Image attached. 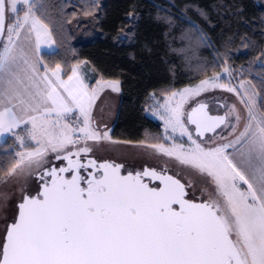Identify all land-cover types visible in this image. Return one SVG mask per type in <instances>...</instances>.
Wrapping results in <instances>:
<instances>
[{
    "label": "snow or ice",
    "instance_id": "1",
    "mask_svg": "<svg viewBox=\"0 0 264 264\" xmlns=\"http://www.w3.org/2000/svg\"><path fill=\"white\" fill-rule=\"evenodd\" d=\"M46 10L45 0H0V140L14 137L19 145L0 153V183H27L33 175L42 181L34 195L22 188L18 211L5 218L0 264H264L258 93L243 80L233 86L227 65L222 74L171 91L152 112L164 122V135L140 144L145 157L171 158L181 167L172 173L165 161L163 169L123 174V163L88 159L89 141L111 140L96 126L93 108L104 88L119 91V81L90 88L78 65L64 79L61 64L45 63L42 46L55 43ZM173 20L164 23L171 28ZM189 30L187 39L206 46L197 25L189 22ZM213 89L233 93L240 106L221 103L223 115L200 101L185 107Z\"/></svg>",
    "mask_w": 264,
    "mask_h": 264
},
{
    "label": "trees",
    "instance_id": "2",
    "mask_svg": "<svg viewBox=\"0 0 264 264\" xmlns=\"http://www.w3.org/2000/svg\"><path fill=\"white\" fill-rule=\"evenodd\" d=\"M45 3V22L56 45L54 51L42 53L45 63L53 68L61 64L67 78L73 66L87 62L95 80L120 82L121 99L110 134L114 140L156 142L163 130L146 114L152 94L162 97L195 85L223 72L225 65L232 69L233 80L254 85L264 111V0ZM168 16L174 17L171 28L164 23ZM189 22L206 34V46L187 39L194 35ZM127 32L132 35L125 37ZM11 148L13 138L0 142V153Z\"/></svg>",
    "mask_w": 264,
    "mask_h": 264
},
{
    "label": "rangeland",
    "instance_id": "3",
    "mask_svg": "<svg viewBox=\"0 0 264 264\" xmlns=\"http://www.w3.org/2000/svg\"><path fill=\"white\" fill-rule=\"evenodd\" d=\"M263 5V4H262ZM21 9H23V5H18ZM11 15V14H10ZM20 16H23V11H20ZM56 49L55 43L49 48L47 45L42 46L43 52H52ZM80 68V75L84 78L85 82L90 86V88H95L97 86V81L103 80H95V74L93 70L90 68L87 62H83L78 64ZM43 67V65H41ZM223 72H221L222 74ZM225 80L229 79L227 75H225ZM105 81H117V80H105ZM93 82V83H92ZM241 81H235L232 79L233 86L239 88ZM245 86L249 89L251 93H257L253 84L249 81L244 80ZM92 83V84H91ZM200 83V82H199ZM197 83V84H199ZM195 84V85H197ZM194 86V85H192ZM191 87V86H186ZM177 89L175 91H181L184 88ZM171 94V93H170ZM167 94L165 96H156L152 94L150 107L147 108L146 114L150 118L158 121L162 125L163 135H164V122L158 119L156 116H153L152 112L154 108L159 107L160 104H163L166 96H170ZM121 99V88L119 82V91H113L111 88H104L102 92H100L99 97L96 101V104L93 108V118L96 122V126L100 129L101 132L107 131L111 138V130L113 124L117 117L118 107ZM255 100L259 107V95H255ZM204 102L208 105V109L212 114H223L225 109L220 107L221 103L233 104L235 103L237 106H240V102L236 95L233 93L225 92L220 89H213L206 92H202L200 96L195 99L189 100L185 105L186 108H191L196 106L197 102ZM189 127H192L191 125ZM178 136V134H177ZM14 139V137H11ZM187 138L185 137V140ZM2 140H0L1 142ZM112 141H118L111 138L108 141H89L88 143L93 146V151L88 153V156L96 161L101 160L102 162H106L104 160H113L116 163H125L126 167H136V166H153L159 169H163L165 165V161L167 162V166L172 170V173L179 167L178 162L174 159L163 157V156H153L151 158H147L144 156V153L148 151L143 148L140 143H130L120 141V143H113ZM15 143V140H14ZM30 144L31 141H28ZM19 145L15 143V149H18ZM53 163H60L63 160H55L52 157ZM37 187V176L33 175L28 178L27 183L23 179L19 181V183H0V233L3 231L4 220L7 217L9 220L16 213L17 207L16 205L20 201L22 197L21 189H30L32 193L35 191ZM211 187V186H210ZM199 196V193L197 194ZM206 198V197H205Z\"/></svg>",
    "mask_w": 264,
    "mask_h": 264
},
{
    "label": "flooded vegetation",
    "instance_id": "4",
    "mask_svg": "<svg viewBox=\"0 0 264 264\" xmlns=\"http://www.w3.org/2000/svg\"><path fill=\"white\" fill-rule=\"evenodd\" d=\"M73 159H75V157H73ZM82 159H83V157H82ZM88 159H94V157L91 158V157L88 156ZM95 160H96V158H95ZM104 161H107V162H114V161L111 160V159H109V160H104ZM83 162H86V160H84ZM97 163L99 164V163H103V162H102L101 160H98ZM115 163H116V162H115ZM123 164L125 165V169L122 170L123 174H127L128 171H133V172H135V171H142L144 167H149V166H146V165H143V166H136V167H126V164H125V163H123ZM53 165H55V166H57V167H59V166H67V161H61L60 163H53ZM50 166H51V165H50ZM150 167H152V168H156V167H153V166H150ZM157 169H159V168H157ZM81 171L83 172V169H82ZM88 171H91V169H89ZM66 175H68V176L70 177L71 174L68 173V174H66ZM41 183H42V181H40L39 178H38V176H37V187H36L35 191L32 193L33 195H34L37 191L40 190V184H41ZM154 183H159V182L156 181V182H154ZM17 211H18V209L16 210V212H17Z\"/></svg>",
    "mask_w": 264,
    "mask_h": 264
},
{
    "label": "water",
    "instance_id": "5",
    "mask_svg": "<svg viewBox=\"0 0 264 264\" xmlns=\"http://www.w3.org/2000/svg\"><path fill=\"white\" fill-rule=\"evenodd\" d=\"M206 104V103H205ZM207 105V104H206ZM207 110L209 111V109H208V105H207ZM210 112V111H209ZM210 114H212V113H210ZM224 114V113H223ZM223 114H219V115H223ZM213 115H217V114H213ZM193 128H194V126H192ZM208 135H211L210 133L208 134Z\"/></svg>",
    "mask_w": 264,
    "mask_h": 264
},
{
    "label": "crops",
    "instance_id": "6",
    "mask_svg": "<svg viewBox=\"0 0 264 264\" xmlns=\"http://www.w3.org/2000/svg\"><path fill=\"white\" fill-rule=\"evenodd\" d=\"M64 79H67V78H64Z\"/></svg>",
    "mask_w": 264,
    "mask_h": 264
}]
</instances>
